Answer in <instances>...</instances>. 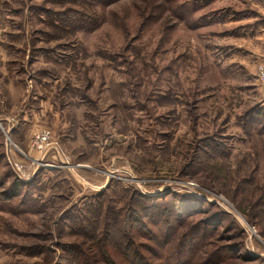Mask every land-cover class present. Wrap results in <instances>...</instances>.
<instances>
[{
  "label": "rangeland",
  "instance_id": "1",
  "mask_svg": "<svg viewBox=\"0 0 264 264\" xmlns=\"http://www.w3.org/2000/svg\"><path fill=\"white\" fill-rule=\"evenodd\" d=\"M262 65L264 0H0V264L158 198L177 263L264 264Z\"/></svg>",
  "mask_w": 264,
  "mask_h": 264
},
{
  "label": "trees",
  "instance_id": "2",
  "mask_svg": "<svg viewBox=\"0 0 264 264\" xmlns=\"http://www.w3.org/2000/svg\"><path fill=\"white\" fill-rule=\"evenodd\" d=\"M88 1L91 0H85V2ZM111 1L114 2L117 0ZM78 15L82 16V14ZM123 192L127 194L129 193V190L123 189ZM137 194H139V197L142 201L153 200L151 198L144 197L140 193ZM159 199L164 200V198H158L156 201H151L150 204L149 202H146V204L142 202L137 205H129L128 211H126L125 215H117L112 222H108L107 226L109 229H102L98 232L96 231L95 235H92V238L95 241L93 244L97 249H94L91 251V253H88L85 250L79 248V246H71V248H69L70 257L69 259L67 257V260L70 262V264H167L165 261L171 259L169 260L170 262L168 264H192L193 261H189L188 259L183 263H177V260L172 258V252L177 251L178 254H181L182 249V247H179V245L175 243V241L178 239H175L174 235H172L175 225H171L173 224V219L176 215V212L172 213L173 209L168 207V204L165 205L164 202H159ZM97 205L98 204L95 206ZM162 206L164 209H161ZM97 207L93 206L92 208L97 209ZM181 209L183 208L180 207L177 211L180 213V215L183 212ZM92 212L90 214L91 220L99 222V217H95L98 215H96L95 211ZM103 222H107V219L103 220ZM162 222L164 223L163 229L168 228L172 235V246L169 248L166 247L167 249L165 248V251L159 247H149L148 243L141 241V239L146 238L149 239V241L158 239V237L160 238L161 232L159 233L157 230L154 232L152 227L157 228V226ZM176 223H178V221ZM160 230L162 231V229ZM118 231L121 233V237L124 238V242H118V246L111 245L109 242V244L105 242L106 240L109 241L110 239L114 241L115 235ZM151 232H154L155 235L151 234ZM165 238L169 239L166 235ZM165 252H168V257L165 255L167 254ZM152 256L156 258L157 262L152 259Z\"/></svg>",
  "mask_w": 264,
  "mask_h": 264
},
{
  "label": "built area",
  "instance_id": "3",
  "mask_svg": "<svg viewBox=\"0 0 264 264\" xmlns=\"http://www.w3.org/2000/svg\"><path fill=\"white\" fill-rule=\"evenodd\" d=\"M258 73H259L261 82L264 83V65L260 66ZM42 135H43L44 140H47L50 138L49 132H44L42 133Z\"/></svg>",
  "mask_w": 264,
  "mask_h": 264
}]
</instances>
